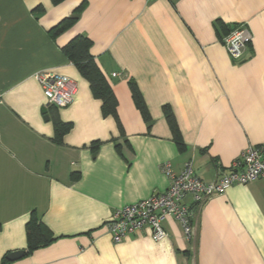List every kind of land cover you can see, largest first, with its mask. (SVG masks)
<instances>
[{
  "label": "crops",
  "instance_id": "crops-1",
  "mask_svg": "<svg viewBox=\"0 0 264 264\" xmlns=\"http://www.w3.org/2000/svg\"><path fill=\"white\" fill-rule=\"evenodd\" d=\"M239 25L252 36L241 63L222 41ZM80 35L92 41L117 117L104 116L63 53ZM41 72L76 83L69 106L48 109ZM57 122L69 124L61 137ZM250 146H264V0H0V264H264V179L199 205L187 196L192 239L172 217L161 241L147 227L114 243L108 228L116 209L167 190L164 163L179 173L191 162L210 183ZM32 216L53 240L28 251ZM16 251L25 254L7 261Z\"/></svg>",
  "mask_w": 264,
  "mask_h": 264
},
{
  "label": "built area",
  "instance_id": "built-area-1",
  "mask_svg": "<svg viewBox=\"0 0 264 264\" xmlns=\"http://www.w3.org/2000/svg\"><path fill=\"white\" fill-rule=\"evenodd\" d=\"M251 39V33L244 25H239L223 38V44L234 62L241 63L245 60ZM36 79L47 97V107L65 108L73 102L77 86L69 77L41 72L36 74ZM162 170L169 179L166 191L153 193L145 200L126 205L114 212L108 223L114 243H120L129 235L147 227L151 229L152 238L161 241L167 237L162 223L168 217L178 221L186 237L192 239L193 211L184 204V199L191 196L194 204L199 205L231 187L264 179V146L248 147L229 169L220 171L218 177L210 183L195 174L191 162L179 173L173 171L170 163H164Z\"/></svg>",
  "mask_w": 264,
  "mask_h": 264
},
{
  "label": "trees",
  "instance_id": "trees-1",
  "mask_svg": "<svg viewBox=\"0 0 264 264\" xmlns=\"http://www.w3.org/2000/svg\"><path fill=\"white\" fill-rule=\"evenodd\" d=\"M62 1L64 0H52L54 4L60 3ZM84 6H85L84 4L80 5L74 11L72 16L64 19L56 27L50 30V36L53 39H55L66 29L71 27L78 20L79 15L81 14ZM233 29H230L224 33V35L222 36V41L223 38L227 36ZM91 47H92V41L87 36L80 35L74 38L68 45H66L63 48V53L68 57V59L71 62H73L78 66L81 74L89 81L94 96L102 101V110L104 116L117 117L116 111L118 104L115 94L113 92L112 87L108 83L105 75L98 66L96 60L92 56ZM130 87L137 108L140 110L146 122H150L151 118L140 90L138 89L137 85L134 83H131ZM51 108L54 107L52 106L48 107V109ZM165 117L171 129L174 141L176 142V144L180 149H183L184 144L182 141L179 128L174 119V116L170 111L166 110ZM68 129H69V124L57 122L55 125V131L58 137L64 135ZM52 240L53 238L51 234L48 233V230H45L44 225H42L40 221L36 219V217L32 216L27 224L28 251H32L38 247L46 245Z\"/></svg>",
  "mask_w": 264,
  "mask_h": 264
},
{
  "label": "water",
  "instance_id": "water-1",
  "mask_svg": "<svg viewBox=\"0 0 264 264\" xmlns=\"http://www.w3.org/2000/svg\"><path fill=\"white\" fill-rule=\"evenodd\" d=\"M25 254V251H16V252H12V253H9L6 257V259L9 261V262H14L18 259H20L23 255Z\"/></svg>",
  "mask_w": 264,
  "mask_h": 264
}]
</instances>
